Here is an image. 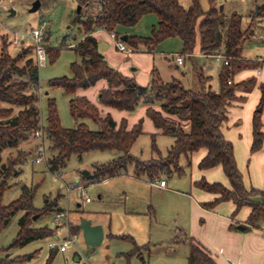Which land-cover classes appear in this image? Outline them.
Masks as SVG:
<instances>
[{"label":"trees","instance_id":"1","mask_svg":"<svg viewBox=\"0 0 264 264\" xmlns=\"http://www.w3.org/2000/svg\"><path fill=\"white\" fill-rule=\"evenodd\" d=\"M40 10L54 0H39ZM81 7L75 12V21L79 23L82 37L73 46L79 57L78 62L70 65L72 77L53 78L48 81L50 88H60L66 94L72 95L69 101L71 116L76 120V127L65 129L60 125L56 103L48 98L46 103V126L42 127V139L48 153L47 164L51 171H58L72 156H81L90 151H118L120 155L112 160L94 165L91 170L84 169L79 179L88 182H99L103 179L131 175L150 182L163 180L164 175H181L191 165L194 153L204 149V157L198 163V169L206 170L221 166L228 179L229 187L220 182H208L204 178L196 180L194 186L216 195L204 203L205 208L212 209L223 201H232L235 209L232 216L247 206L250 213L246 224L264 226V192L256 188L247 189L242 175L237 168L233 146L221 132V126L226 119L225 111L228 103L235 99V91L240 84L233 82L234 74L240 69L242 49L252 35L251 25L242 27V16L233 14L225 17L217 8L216 0H207L209 7L204 11L200 0H190V5L184 8L178 0H75ZM154 14L157 23L153 25L149 36L128 34L126 44L134 50L153 51L158 43L178 37L182 41L181 55H189L193 64V86L185 88L182 83L173 79L165 82L154 69L149 89L142 92L133 77L119 72L108 64L98 51V40L94 33L98 30L115 31L117 35L126 34L144 15ZM259 14V10L257 15ZM253 25V24H252ZM46 30V29H45ZM48 41L47 33L45 31ZM10 36L0 33V169L1 152L5 148H18L20 144L30 139L33 132L41 125V112L38 105L39 89L38 67L35 61L34 49L22 45L15 55L8 53L11 44ZM61 47H66L62 45ZM61 47L45 46L50 62L55 61ZM199 48L201 54L213 56L222 54L227 58V64L222 63L218 79V92L209 86L210 76L197 67L196 60L191 57ZM103 80L106 86L99 90L98 101L101 105L131 113L142 101L145 115L159 133L171 135L174 142L165 155H162L155 145L152 147L153 157L141 159L130 154L135 139L141 134L143 119L131 128L125 118L116 122L110 114L102 115L99 108L86 96L78 95L80 89H88ZM261 98L252 117V142L250 153L261 149L264 142L262 129V107L264 104V85L260 86ZM155 104L159 108H155ZM92 120L96 130H91L83 122ZM184 121L189 129L184 131ZM182 122V123H181ZM181 123V124H180ZM18 158H24L20 153ZM184 158L185 163H180ZM21 160V159H20ZM18 160L19 162H21ZM17 161V163H18ZM5 171L8 175L11 165ZM8 186L5 180L0 182L1 195ZM23 187L22 195L8 206H0V229L7 224L9 216L19 209L26 211L19 220V233L14 245H23L39 237L54 234L48 228L31 229L29 210H35L30 201L32 191L27 193ZM258 197V199H254ZM44 211V213H46ZM43 213V212H42ZM57 213V212H56ZM74 229V228H73ZM79 231V227H76ZM133 244L127 254L141 255L148 250L147 245L137 246L130 236H120ZM187 264H217L201 246L190 239Z\"/></svg>","mask_w":264,"mask_h":264},{"label":"rangeland","instance_id":"2","mask_svg":"<svg viewBox=\"0 0 264 264\" xmlns=\"http://www.w3.org/2000/svg\"><path fill=\"white\" fill-rule=\"evenodd\" d=\"M33 1L3 0L2 4L7 6V9L0 8V33L6 32V35L11 38L16 33L20 40L27 43L30 39L29 31L43 21L48 22L45 30L48 41H44V45L53 48L62 45L66 47L60 48L55 61L50 62L48 58L46 65L40 66L38 69L39 89L37 95L39 96L38 105L41 112L39 125L46 126L47 99L53 98L60 125L65 129H73L77 122L69 110V101L72 95L64 93L60 88H50L47 83L53 78L72 77L70 65L79 61L73 47H67L82 36L79 23L74 20L77 2L75 0H54L36 12H29ZM178 2L184 8L190 5V0H178ZM216 2L218 10L222 6L221 11H219L225 17L238 14L242 16L243 28H248L251 25L253 36L244 44V53L247 55L258 54L256 51V47L259 46L258 40L264 38V0H216ZM200 4L204 11L209 7L207 0H200ZM256 6L259 10L258 15ZM12 9L15 11L14 15H11ZM156 23L157 17L154 14H146L129 31L131 34L146 37L151 34L152 27ZM45 38L46 36H44ZM97 40L98 51L101 54L105 51L111 54L113 58L123 61L120 58V53L115 50L114 45L106 35L101 34ZM19 48L10 44L7 50L13 56L19 51ZM181 49V39L170 37L158 43L151 56L144 55L148 56L144 57L146 58L144 61H151L150 63L154 64L155 69L167 77L165 70L170 68L174 71L175 54L180 52L181 55ZM185 58L184 65L178 66L176 71L186 72L188 88L190 89L193 86V64L188 56ZM195 60V65L200 67L205 75L210 76L208 84L211 90L218 92L220 63L213 58L207 60L195 58ZM207 64L209 67H206ZM102 84H104L103 80L97 82L94 87L89 88L86 95L102 108L101 112L105 114L106 111L103 110L105 106L101 105L95 98L96 90ZM0 106H4V104L0 103ZM155 108H159V105L155 104ZM145 109L146 106L141 101L135 111L130 114L118 110H114L112 113V117L116 121L121 120L122 115L120 114H129L126 116L129 129L139 119H143L142 132L135 139L129 151L131 155L141 159H149L154 156L153 145L162 155H165L174 142L173 136L157 131L151 120L146 117ZM83 122L89 129H97V125L92 120L84 119ZM38 143L39 141L31 136L18 148L2 150L1 162L4 168L3 171L0 169V182L5 180L8 187L1 195L0 206H8L17 200L23 193V187H26L27 193L32 191V195L30 201L26 200L24 206L31 203L36 208L35 210L30 209L28 213L31 216L30 228L46 227L53 230L54 234L36 238L23 245H14L19 233V220L25 213L26 207L15 211L9 216L7 224L0 229V264H98L101 260H105L109 264H187L188 248L179 242L176 227L184 219V215L187 218L189 212V208L187 204H183V197L180 194L188 192L191 178L197 171L194 164L186 168L181 175L173 174L172 176L164 175L161 177L167 182V189H171V192L163 193L156 188L150 190V187L144 182L134 181L128 176L114 177L100 182H88L79 179V174L83 169L91 170L94 165L112 160L120 155L118 151H90L81 156L72 155L62 168L58 171H51L45 161L48 156L46 150L44 161L39 163L33 161L37 155ZM19 153L24 157L23 159L20 158L21 160L18 158L21 162L17 160ZM10 162L13 163L11 165L12 171L8 175H4ZM180 163H185L184 158H180ZM157 182L159 183V180ZM77 185H84L83 190L77 189ZM87 198L89 202L85 201ZM149 205L150 209L152 207V209L158 210L159 220L158 224L152 222L151 231L148 229L151 239L150 243L147 244L149 251H143L142 258L140 255L128 256L131 243L123 239L108 238L104 239L105 241H102L98 246L87 247L81 230L76 229L81 218L94 222L99 218L104 219L109 213L111 231L117 228L118 231H121L119 233L132 232L138 241H141L143 223L141 221L134 223V220H144L142 219L144 217L137 214L132 219L124 214V211L126 209L135 213H145ZM47 209L48 211L44 213ZM57 210L65 214V217L59 219L58 222L54 220L56 212H59ZM69 234L75 237V243H71L66 251L61 252L58 248L48 246L51 241H55L59 245L64 239L70 237ZM55 235H57V239L54 238ZM74 253L80 257L79 260H74Z\"/></svg>","mask_w":264,"mask_h":264},{"label":"crops","instance_id":"3","mask_svg":"<svg viewBox=\"0 0 264 264\" xmlns=\"http://www.w3.org/2000/svg\"><path fill=\"white\" fill-rule=\"evenodd\" d=\"M80 10L81 7L77 5L76 12H79ZM257 11L258 9H256V13ZM14 13L11 15H14ZM129 29L126 30V35L131 34ZM101 34L104 36L102 32L96 31L94 33V36H96V38L98 39ZM76 42L67 45V47H73ZM258 43L259 46L256 47V51L258 52V54L252 53L247 55L246 53H244L245 45L243 46L240 69L233 76V82L240 84V87L235 91L236 98L231 100L226 107V119L221 126V132L224 138L230 141L233 146L236 165L242 175L244 186L247 189L253 187L264 192V142L259 151L250 153V145L252 142V117L260 102V86L262 84L264 85V38H259ZM25 45H30V40L27 43L24 41V46ZM115 50L120 53V58H122L121 60L123 61L113 58L111 54H108V52L104 51L102 55L104 56L108 64L116 68L122 74L133 77L136 84L138 85V89L142 92H147L152 79V72L155 69V66L154 64L150 63L151 61L145 62L144 59L146 58L144 57L151 56L154 51L135 49L131 54L125 55L116 47ZM175 55H180V52L176 53ZM181 56L183 58V62L181 65H177L175 58L173 62L175 67L173 68L174 71L170 68L169 70H165L167 73V77L162 75L157 69L155 70L159 73L163 81L170 82L173 79H177L185 88H188L189 85L186 72L176 71V69H178V66L184 65L186 59L185 57L189 55ZM191 57H193L194 59L196 58L205 60H207L208 58L215 59L212 56L210 57L201 54L199 48L196 49ZM216 61L220 63V71L223 61L221 59H216ZM206 67H209V65L207 64ZM105 86L106 84L104 82V84L97 88V95H95L97 101L98 91ZM88 90L89 88L85 90L80 89L77 91V94L87 97L86 93L88 92ZM96 106L101 112L102 108H100L98 105ZM103 110L104 112L106 111V113L103 114L101 112L102 115L110 114L112 117V113L116 109L105 106V109ZM125 113L120 114L122 115L120 119H126V116H129L130 114ZM263 117L264 104L262 107L261 115L262 129L264 130ZM183 129L184 131H188V122L184 121ZM205 153L206 151L204 149H201L200 151L192 155L191 164H194V167H197V171L194 177L191 178L188 192L180 194V196L183 197L182 202L183 204H187L189 212L187 218L186 215H184V219L180 221L181 223H177L178 225L176 229L179 242L187 246L189 251V241L190 239H194V241H196L217 264H264V238L262 236L264 232V226L261 225L260 227H255L245 223L250 213L249 207L243 206L236 215L232 216V213L235 209V205L232 201L220 202L212 209L205 208L203 206L204 203L212 201L216 197V195L195 187L194 182L196 180L204 178L210 183L220 182L224 186L229 187L228 179L224 175L221 166H215L206 170L198 169V163L204 157ZM119 176H128L134 181H142L150 187V190H152V188H156L158 191H163V193L171 192V189H167L166 181L164 186H160L161 180H159L158 183L157 181L150 182L144 179L133 177L131 175H118L114 177ZM114 177L106 178L101 181L110 180ZM254 199H258V197H255ZM149 207L150 205L148 206V212L146 211L145 213H135L134 211H127L126 209L124 211V214H127L132 219L135 218L137 214H141L144 217L142 218L144 220H134V223H139V221L143 223L141 241H138V239L132 232H130L131 234L128 231H126L125 234L119 233L121 231H118L119 229L117 228H114V231H111V216L109 215V213H106L107 217H105L104 219L96 218L97 220L91 222V224H99L102 226L104 232L102 241H105L104 239L108 238L120 239V236H130L133 239L135 245H147L151 241L150 235L148 234V229L151 231L152 222L158 224L159 220L158 210L152 209V207L150 209ZM240 224L245 227L243 231L237 228V226ZM54 238L57 239V235H55ZM132 248L133 244L131 243V249ZM146 251H149V249ZM142 255L143 254L140 255L141 258L143 257ZM105 256H107V254H105ZM73 257L74 260L80 259V257L76 253H74ZM98 264L109 263H107L105 260H101Z\"/></svg>","mask_w":264,"mask_h":264},{"label":"built area","instance_id":"4","mask_svg":"<svg viewBox=\"0 0 264 264\" xmlns=\"http://www.w3.org/2000/svg\"><path fill=\"white\" fill-rule=\"evenodd\" d=\"M2 2H3V0H0V8L3 7V9H7V6H4L2 4ZM0 15H1V12H0ZM47 24H48V22L43 21L42 23L38 24L37 26H35L34 28H32L29 31L30 45L34 49L35 61H36V65L38 68L40 66L46 65L47 60H48V57H47L48 55H47L45 45H44V36H45V29H46ZM98 31L102 32L104 35H106L109 38V40L112 42V44L120 52L124 53L125 55H129L134 51V49L132 47L128 46L120 38V36L117 35V33L115 31H113V30L112 31L98 30ZM11 44L14 47H18V46L20 47V46L24 45V41L20 40V38H18L16 33H14L13 38H11ZM212 57H214L217 60L221 59L224 64H227V58L225 56H223L222 54H216V55H213ZM176 62H177V65L182 64L183 58L181 55L176 56ZM32 137L39 141V143L37 145V155L33 159L34 162L39 163V162H42L45 160V146H44L43 139H42V125L39 127L38 130L33 132ZM164 185H165V181L161 180L160 186H164ZM83 188H84V185H77V189L82 191ZM86 201H89V199L87 198ZM62 217H65V214L63 212L59 211L55 214L54 220L56 222H58V220L61 219ZM262 236L264 238V232H263ZM71 243H75V237L72 235H70L69 238L64 239L59 245H57L55 241H51L48 243V246L50 248H58L59 251H65L66 248Z\"/></svg>","mask_w":264,"mask_h":264},{"label":"water","instance_id":"5","mask_svg":"<svg viewBox=\"0 0 264 264\" xmlns=\"http://www.w3.org/2000/svg\"><path fill=\"white\" fill-rule=\"evenodd\" d=\"M39 7H40V1L34 0L31 4V7L29 8V12H36L38 11ZM221 9L222 6L219 8V10L221 11ZM256 9H258V6H256ZM13 13L14 10H11V14ZM121 39L126 41L127 35L123 34L121 36ZM78 227L82 232L84 243L87 247H94L101 244L104 236L103 228L101 225L99 224L93 225L88 219L81 218ZM237 228L242 231L245 229V227L242 224L238 225Z\"/></svg>","mask_w":264,"mask_h":264}]
</instances>
